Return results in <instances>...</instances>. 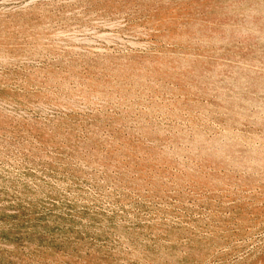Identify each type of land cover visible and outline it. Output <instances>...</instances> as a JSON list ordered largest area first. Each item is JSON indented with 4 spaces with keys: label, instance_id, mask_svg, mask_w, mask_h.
<instances>
[{
    "label": "rangeland",
    "instance_id": "1",
    "mask_svg": "<svg viewBox=\"0 0 264 264\" xmlns=\"http://www.w3.org/2000/svg\"><path fill=\"white\" fill-rule=\"evenodd\" d=\"M0 264H264V0H0Z\"/></svg>",
    "mask_w": 264,
    "mask_h": 264
}]
</instances>
